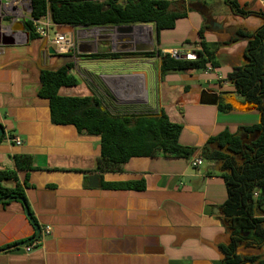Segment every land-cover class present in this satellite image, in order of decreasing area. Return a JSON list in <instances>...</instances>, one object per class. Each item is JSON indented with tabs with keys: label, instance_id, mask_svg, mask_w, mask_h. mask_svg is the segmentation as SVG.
<instances>
[{
	"label": "crops",
	"instance_id": "1",
	"mask_svg": "<svg viewBox=\"0 0 264 264\" xmlns=\"http://www.w3.org/2000/svg\"><path fill=\"white\" fill-rule=\"evenodd\" d=\"M1 1L2 33L14 43L0 42V127L4 130L0 170L16 173V179L3 184L23 190L34 222L22 202L0 201V264H225L221 246L231 243L232 231L223 210L228 199L224 170L214 160H205L199 167L192 166L191 160L210 137L226 129L243 139L256 135L245 127L260 121L257 108L224 112L218 105L221 99L231 104L233 98L245 101L228 80L246 62L248 41L237 32L258 30L264 17L237 15L226 0H186L192 6L188 16L178 19L173 29L160 31L153 48L164 53L178 50L179 57L193 58L201 49L204 29V41L223 43L216 51L219 67L169 71L162 76L161 60L155 56L157 75L150 79V100L149 68L139 66L137 55L79 58L82 80L62 87L61 95L94 97L103 110L119 117L163 110L172 122L182 125L179 142L197 149L189 159L162 154L133 157L120 171L100 172L101 138L79 132L74 125L55 124L49 100L39 94L41 71L56 70L73 57L52 52L45 38L30 37L25 21L31 16L32 0ZM237 1L250 11H264V0ZM57 29L74 33L81 28L58 24ZM117 31L125 39L132 34ZM102 37L82 36L78 53L107 52L109 41ZM204 91L217 93V103H202L207 99ZM9 136L20 138L22 144L9 141ZM20 156L30 157L29 168L18 167ZM92 173L101 175L98 187L89 186ZM102 182H142L144 187L105 188ZM261 209L259 214L264 216V205ZM36 225L50 226L51 234L27 252L26 246L37 239ZM248 242L237 247V254L264 260V242Z\"/></svg>",
	"mask_w": 264,
	"mask_h": 264
},
{
	"label": "trees",
	"instance_id": "2",
	"mask_svg": "<svg viewBox=\"0 0 264 264\" xmlns=\"http://www.w3.org/2000/svg\"><path fill=\"white\" fill-rule=\"evenodd\" d=\"M233 12L241 16L257 14L264 17V11L254 12L242 7L237 0H226ZM32 18L50 13L56 24L80 27H109L135 24H154L155 38L162 30L173 29L177 20L187 17L192 6L186 0H32ZM30 37L37 36L33 22L25 21ZM238 35L248 41L245 51L246 62L229 74L228 80L235 84L236 91L246 102L257 105L260 121L245 127L254 137L243 139L228 129L212 136L201 149L200 155L207 161H217L224 170L228 199L223 205L230 221L232 241L222 245L225 264H264L259 256L241 257L237 247L248 240L264 242V216L259 214L264 205V25L254 32L238 30ZM201 49L193 58L174 57L160 49L144 52L146 57L158 56L160 71L164 76L169 71L201 70L219 67L216 51L223 43L209 44L204 41V29L200 31ZM119 53H90L88 58H116ZM73 62H67L56 70L41 71L40 96L49 100L52 120L55 124L74 125L79 132H86L101 138V154L97 170L100 172L120 171L133 157L192 158L196 148L179 142L182 125L172 122L162 110L160 114L137 117L113 116L103 110L99 101L91 96H64L62 87H73L78 78L73 74ZM219 109L227 112L234 106L221 99ZM4 137V133L0 140ZM19 168L30 167L29 156L16 159ZM11 170H0V201L17 200L28 206L23 190L19 187H5L3 182L16 179ZM105 188L142 189V182L106 183ZM258 195L255 196V193ZM19 201V200H18ZM21 202V201H20ZM30 211V210H29ZM246 234V235H244Z\"/></svg>",
	"mask_w": 264,
	"mask_h": 264
},
{
	"label": "rangeland",
	"instance_id": "3",
	"mask_svg": "<svg viewBox=\"0 0 264 264\" xmlns=\"http://www.w3.org/2000/svg\"><path fill=\"white\" fill-rule=\"evenodd\" d=\"M136 26L132 30L131 36L128 39H125L124 35H120L117 29L111 28L110 30H106L101 32L103 34L102 39H107L109 41L107 52H98V53H119L120 55H137L139 58V66L149 68V100L151 99V87H150V79L154 78L157 75V66L153 57H146L143 55L144 52L153 51L155 35H154V26L152 24H135ZM150 28V30H147ZM79 30V29H77ZM77 30L74 33H77ZM112 34V35H108ZM77 37V36H76ZM101 39V40H102ZM80 38L76 39V49L70 52L68 55H71L73 58H69L70 62L74 63L73 72L78 77V84H80L82 80V75L84 70L82 69L81 59H92L86 56L87 54H79L80 51ZM148 44L149 47L146 48L143 44ZM78 44V45H77ZM156 44V42H155ZM95 53V52H91ZM70 57V56H69ZM72 60V61H71ZM143 61H147L146 64H140ZM152 111L149 109V113Z\"/></svg>",
	"mask_w": 264,
	"mask_h": 264
},
{
	"label": "built area",
	"instance_id": "4",
	"mask_svg": "<svg viewBox=\"0 0 264 264\" xmlns=\"http://www.w3.org/2000/svg\"><path fill=\"white\" fill-rule=\"evenodd\" d=\"M33 22L35 32L37 36L41 38H45L51 42L52 46L55 48L57 53L59 54H68L76 49V39H81L83 37H90L93 34H101L103 32L102 28H83L77 30V33L73 32H62L57 29V25L53 22L50 13L40 17V18H32L31 16L28 18ZM77 36V37H76ZM78 45V44H77ZM174 57H179L181 52L178 50H173L170 53ZM193 57L195 55L193 54ZM9 141L14 142L16 145H21L22 141L18 137L9 136L7 137ZM204 158L198 154L191 160V165L194 167H199L204 163ZM258 195V192L255 193V196ZM51 227L45 226L41 229L40 236L31 242L28 246H26L25 250L27 252L31 251L34 246L39 245L43 242L45 237L51 234Z\"/></svg>",
	"mask_w": 264,
	"mask_h": 264
},
{
	"label": "water",
	"instance_id": "5",
	"mask_svg": "<svg viewBox=\"0 0 264 264\" xmlns=\"http://www.w3.org/2000/svg\"><path fill=\"white\" fill-rule=\"evenodd\" d=\"M3 5H4L3 2L0 0V9L1 10L3 9ZM31 9H32V6H31ZM3 25H4L3 15H0V42L4 45L13 44L14 43L13 39L10 36H7V35L2 33ZM135 26L136 25H120V26H109V28H115L119 31L124 32V31H132ZM83 28H88V27H83ZM94 28H105V27H94ZM51 51L55 52V49L52 47ZM180 58H190V57L188 55H185V56L182 55ZM204 95L207 97V99L206 100L204 99L202 101V103H204V104H215V103H217V101H218L217 93H215L213 91H210V93H208L207 91H204ZM232 105L235 108L239 109L240 111H249V110H253V109L257 108V105L254 103L246 102V101H240V100H237L236 98L232 99ZM3 133H4V130L0 127V139L3 135ZM251 133L256 134V132H251ZM100 177H101V175L99 173L90 174L89 175V186L90 187H98ZM16 199L21 201V202L24 201V199L22 197H16ZM24 207H25L26 214H27L28 218L32 222H34L28 207L27 206H24ZM35 227H36L35 238H38L40 236V233H41V228L37 225Z\"/></svg>",
	"mask_w": 264,
	"mask_h": 264
},
{
	"label": "bare ground",
	"instance_id": "6",
	"mask_svg": "<svg viewBox=\"0 0 264 264\" xmlns=\"http://www.w3.org/2000/svg\"><path fill=\"white\" fill-rule=\"evenodd\" d=\"M147 30H150V28H147Z\"/></svg>",
	"mask_w": 264,
	"mask_h": 264
}]
</instances>
